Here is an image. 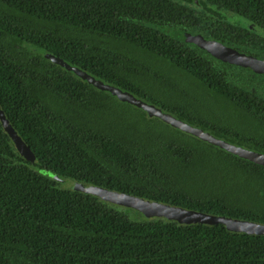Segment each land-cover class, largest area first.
Here are the masks:
<instances>
[{
	"label": "trees",
	"instance_id": "16d2710c",
	"mask_svg": "<svg viewBox=\"0 0 264 264\" xmlns=\"http://www.w3.org/2000/svg\"><path fill=\"white\" fill-rule=\"evenodd\" d=\"M184 33L264 59V0H0V110L33 154L0 120V264H264V234L148 218L62 186L264 224V165L45 57L264 154V74Z\"/></svg>",
	"mask_w": 264,
	"mask_h": 264
},
{
	"label": "water",
	"instance_id": "95a60500",
	"mask_svg": "<svg viewBox=\"0 0 264 264\" xmlns=\"http://www.w3.org/2000/svg\"><path fill=\"white\" fill-rule=\"evenodd\" d=\"M181 39L195 44L199 48L205 50L214 58L224 62L236 64L243 67H248L256 73L264 74V59H258L252 55L245 54L237 51L236 49L226 46L214 39H207L201 34L184 33L180 35ZM45 57L52 62L57 63L68 70L73 71L81 79L86 80L88 83L94 85L100 90H107L112 95L116 96L118 100L128 102L138 108H141L146 112L149 117H157L163 122L178 128L179 130L192 134L210 144L216 145L222 149H225L233 154H236L242 158L248 159L255 163L264 165V154L254 152L240 146L228 143L222 139L216 138L209 132L202 130L199 127L189 125L188 123L176 118L168 112L162 111L159 107L148 103L132 93L122 90L118 87L104 83L103 81L96 79L95 77L87 74L79 68L70 66L64 62L61 58L45 54ZM0 120L3 127L8 132L12 140L14 141L19 152L25 156V158L32 160L33 154L27 146L22 142L20 137L15 133L12 127L8 124L4 117L3 112L0 110ZM74 189H78L93 195L98 196L102 200L118 204L125 207L133 208L142 213L145 217H164L170 220H175L179 223H207L215 224L222 223L227 229L238 232H246L250 234H264V224H258L246 220H238L232 218H225L222 216H213L194 210H187L181 207H175L168 204L140 199L134 196H130L125 193H118L111 190H107L96 186H83L79 183H74L72 186Z\"/></svg>",
	"mask_w": 264,
	"mask_h": 264
},
{
	"label": "rangeland",
	"instance_id": "374dc122",
	"mask_svg": "<svg viewBox=\"0 0 264 264\" xmlns=\"http://www.w3.org/2000/svg\"><path fill=\"white\" fill-rule=\"evenodd\" d=\"M229 19H231V18H229ZM241 21H242V23H246L243 19H240ZM247 26H249V28H253V29H255V27H254V25L252 24V25H249V24H247ZM256 30V29H255ZM259 33H260V31H259ZM44 174H45V172H43ZM64 180H66V181H62V186L63 187H69V186H73V184L71 185V180L70 179H64ZM69 185V186H68ZM134 215V214H133Z\"/></svg>",
	"mask_w": 264,
	"mask_h": 264
}]
</instances>
